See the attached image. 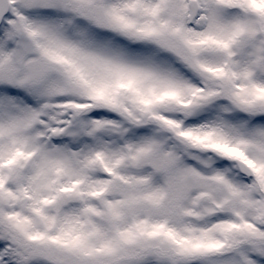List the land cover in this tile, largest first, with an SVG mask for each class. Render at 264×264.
<instances>
[{
	"label": "snow or ice",
	"instance_id": "obj_1",
	"mask_svg": "<svg viewBox=\"0 0 264 264\" xmlns=\"http://www.w3.org/2000/svg\"><path fill=\"white\" fill-rule=\"evenodd\" d=\"M0 264H264V0H0Z\"/></svg>",
	"mask_w": 264,
	"mask_h": 264
}]
</instances>
